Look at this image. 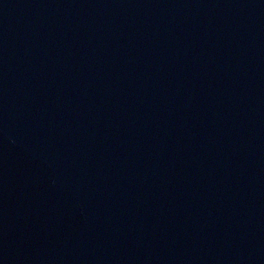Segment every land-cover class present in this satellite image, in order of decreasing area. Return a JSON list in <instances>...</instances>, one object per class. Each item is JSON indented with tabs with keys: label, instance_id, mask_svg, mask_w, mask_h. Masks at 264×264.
<instances>
[{
	"label": "water",
	"instance_id": "95a60500",
	"mask_svg": "<svg viewBox=\"0 0 264 264\" xmlns=\"http://www.w3.org/2000/svg\"><path fill=\"white\" fill-rule=\"evenodd\" d=\"M0 264H264V0H0Z\"/></svg>",
	"mask_w": 264,
	"mask_h": 264
}]
</instances>
